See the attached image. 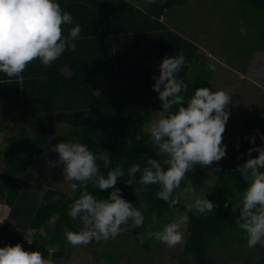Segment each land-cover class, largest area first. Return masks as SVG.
<instances>
[{"label": "trees", "instance_id": "trees-1", "mask_svg": "<svg viewBox=\"0 0 264 264\" xmlns=\"http://www.w3.org/2000/svg\"><path fill=\"white\" fill-rule=\"evenodd\" d=\"M187 1L161 3L157 0L155 4L146 5L144 0H58L61 8L70 12L81 26L76 48L66 50L49 66L34 59L18 77L0 73V138L3 142L0 204L8 208L0 227L3 241L0 247L19 243L27 251L39 250L42 258L52 261L70 257L65 230L78 231L81 227L78 220L68 215V206L74 199L71 190L45 188L24 181L48 153L52 128H56L59 142L74 140L87 144L94 152L106 151L112 161L110 167L117 164L124 167L125 176L115 187L121 189L120 194L126 200L141 209L145 221L142 226L129 228L118 236L140 243L143 239L148 254L154 253L152 250L161 242L147 233L171 222L175 211H187L181 202L169 207L168 202L159 199L156 196L159 185L123 182L128 178L126 170L131 164L144 166L145 155L163 159L156 154L150 132L145 130L153 111L161 110L158 94L152 90V77L159 74L162 58L184 53L186 64L178 76L188 85L186 97L198 87L210 86L212 73L208 56L195 42L164 23L171 8L182 7ZM241 1L252 10L264 12V0ZM73 26H63L64 34ZM10 104L18 113L13 114L9 122L3 120L6 112L3 108ZM23 124H28L29 130ZM14 125L20 129L17 134L12 133ZM242 133L260 137L264 133V115L251 113L242 125ZM237 145L231 146L207 196L217 207L207 214L188 213L182 259L189 258L194 264L227 263L223 253L220 255L223 263L211 254L212 246H216L223 252L234 250V260L249 264L259 248L258 245L247 247L245 233L234 222L238 210L232 208L247 187L235 171L247 160L244 157L247 149L237 148ZM98 164L101 173L106 175L108 169L101 161ZM139 175L137 173V181ZM184 182L175 193L179 198ZM88 191L97 199H104L111 190H100L89 181ZM245 248L248 249L246 255ZM259 250V264H264V246ZM180 258L175 259L176 264H182ZM147 264L155 263L149 258Z\"/></svg>", "mask_w": 264, "mask_h": 264}, {"label": "clouds", "instance_id": "clouds-1", "mask_svg": "<svg viewBox=\"0 0 264 264\" xmlns=\"http://www.w3.org/2000/svg\"><path fill=\"white\" fill-rule=\"evenodd\" d=\"M144 3L152 5L157 0H144ZM65 25H74L67 35L63 30ZM80 33L81 26L70 12L61 8L58 0H0V73L8 77L21 76L27 65L37 58L44 66H49L66 50L76 48ZM185 64L183 52L166 55L159 64V74L152 77V90L158 94L161 110L157 111L159 116L148 124V130L156 154L163 159L145 155L144 166L131 164L126 170L128 178L123 181L127 185L137 182L159 185L156 196L168 202L169 207L180 203L176 190L182 181L187 180L185 174L192 171L195 164L212 165L227 154L222 134L230 116L231 93L223 88L213 91L202 86L186 97L184 93L188 85L178 76ZM260 138L264 141V133ZM254 140L255 136L249 137L250 143ZM51 150L58 153V162L63 164L64 181L69 184L74 197L68 206V215L81 225L78 231L65 230L68 243L80 246L93 240L107 241L122 231L144 224L141 209L126 200L120 194L121 189L115 187L125 176V169L120 164L110 167L112 161L106 151L94 152L87 144L74 140H62ZM253 151L258 155L252 157ZM247 153L249 158L235 169L247 187L232 210H238L234 217L235 226L243 230L247 247L251 249L264 246V171L260 170L264 168V147L254 146ZM98 161L108 169L106 175L101 173ZM46 162L49 166L55 163ZM137 173H140L138 181ZM89 181L100 190L110 189L107 198L97 199L90 193ZM216 207L214 201L202 194L179 219L164 224L160 230L149 231L147 235L169 248L183 244L181 225L188 221V213L195 210L207 214ZM0 244L3 241L0 240ZM0 264H53V261L42 258L39 250L27 251L16 243L0 247Z\"/></svg>", "mask_w": 264, "mask_h": 264}, {"label": "rangeland", "instance_id": "rangeland-1", "mask_svg": "<svg viewBox=\"0 0 264 264\" xmlns=\"http://www.w3.org/2000/svg\"><path fill=\"white\" fill-rule=\"evenodd\" d=\"M164 21L166 25L195 42L201 48V52L208 56L209 70L211 69L212 73L209 88L213 91L223 88L231 93L228 105L230 116L222 134V143L227 145V154L212 165L197 163L192 171L185 174L187 180L180 193V202L188 207L202 194L207 198L232 145L238 144L244 150L258 144L264 147V141L260 137L259 139L255 137L254 142L250 143V136L242 133V125L251 113L264 115V12L248 8L241 0H188L182 7L171 8L165 15ZM3 109L6 111L3 120L9 122L12 115L18 113L12 104ZM158 116L159 112L153 111L148 124ZM148 124L145 127L146 132H149ZM22 126L29 130L28 124ZM11 129L13 134L20 131L18 125L12 126ZM52 130L48 153L39 167L32 169L24 177V181L45 188L58 187L70 192L69 184L64 181L61 173L63 164L58 162V153L51 150L52 146L59 142L56 139V128ZM1 145L3 146L2 138H0V147ZM251 156L255 157L256 152L253 151ZM244 157L248 159V153ZM47 160L55 163L49 166ZM192 212L198 214L195 210ZM7 214L8 208L0 204V227ZM182 214L180 211H175L171 221L179 219ZM186 224L187 222L181 225L184 242L175 247L169 248L160 243L157 249L152 250L154 253L148 254V248L146 250L143 243L117 235L107 241L93 240L87 245L73 246L68 243L67 248L71 250L70 257L53 261V264H147L149 258L150 262L155 264H176L175 259L181 257L186 240ZM258 247L250 258L253 264L260 263L261 246ZM243 251L246 255V248ZM222 253L225 257L224 262L227 263L220 261ZM211 254L223 264H231V262L245 264L242 260L234 261L232 249L223 252L212 246ZM180 260L182 264H194L189 258H180Z\"/></svg>", "mask_w": 264, "mask_h": 264}, {"label": "crops", "instance_id": "crops-1", "mask_svg": "<svg viewBox=\"0 0 264 264\" xmlns=\"http://www.w3.org/2000/svg\"><path fill=\"white\" fill-rule=\"evenodd\" d=\"M246 250L248 251V249H246ZM246 253H247V252H246ZM234 255H235V254H234ZM251 257H252V256H251ZM234 261H235V260H234ZM230 262H231V261H230ZM235 262H236V261H235ZM231 264H234V263L231 262Z\"/></svg>", "mask_w": 264, "mask_h": 264}]
</instances>
